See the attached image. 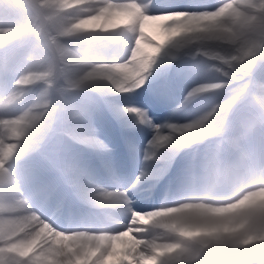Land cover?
Returning <instances> with one entry per match:
<instances>
[{"label": "snow or ice", "instance_id": "1", "mask_svg": "<svg viewBox=\"0 0 264 264\" xmlns=\"http://www.w3.org/2000/svg\"><path fill=\"white\" fill-rule=\"evenodd\" d=\"M5 2L0 0V9H6ZM202 7L182 10L175 0H82L78 15L68 17L63 15L68 10L64 0H22L7 9L26 19L0 27V48L6 49L0 53V85H5L0 87V121H7L0 122V264H218L212 258L215 253L181 251L189 239L198 240L201 248L208 247L199 237L182 236L175 223L189 214L209 211L196 199L191 182L179 199L149 211L138 210L133 190L148 179V173L141 171L130 188H100L88 194L93 204L106 210L99 223L61 228L54 217L37 207H47L54 200L55 188L37 183L36 171L24 166L55 131L59 119L78 121L84 116L85 109L68 93L86 88L102 95L135 92L148 83L168 49L193 48L199 67L223 73L217 82L195 87L186 100L224 96L230 89L242 93L251 77L223 72L231 57L219 50L224 41L216 38L215 26L188 19L214 13L218 4ZM181 21L190 26L188 31L180 30ZM150 25L163 35L162 40L146 31ZM72 39L87 43L73 46ZM11 43L17 46L7 49ZM36 84H43L60 103L45 104L43 112L20 119L16 113ZM125 111L142 124L151 123L144 109L127 106ZM153 127L146 161L156 159L166 146L216 134L214 128L192 121ZM240 212L244 217L264 214V197L251 200ZM173 245L180 248L173 249ZM219 251L229 264H264V241L259 239Z\"/></svg>", "mask_w": 264, "mask_h": 264}, {"label": "clouds", "instance_id": "2", "mask_svg": "<svg viewBox=\"0 0 264 264\" xmlns=\"http://www.w3.org/2000/svg\"><path fill=\"white\" fill-rule=\"evenodd\" d=\"M20 3L22 0H6L4 7L12 9ZM64 3L68 10L63 15H78L77 5L82 0H64ZM188 19L215 26L216 38L224 41L219 50L231 57L224 73L251 77L242 93L230 89L192 121L193 125H207L216 130L213 138L218 147L206 153L190 178L196 199L209 211L203 215L189 214L175 222L182 236L199 237L208 243V247L201 248L198 240L189 239L181 251L193 249L200 255L215 253L212 258L218 264H229L219 249L257 239L264 241V214L244 217L240 212L251 200L264 197V0H218L216 12L195 14ZM180 24L181 31L190 29L185 26L186 21ZM57 103H60L57 97L44 90L31 103L23 102L16 115L29 119L32 113L43 112L45 104ZM172 247L180 248L179 245Z\"/></svg>", "mask_w": 264, "mask_h": 264}, {"label": "bare ground", "instance_id": "3", "mask_svg": "<svg viewBox=\"0 0 264 264\" xmlns=\"http://www.w3.org/2000/svg\"><path fill=\"white\" fill-rule=\"evenodd\" d=\"M3 11L2 15H9L10 10L7 9H1ZM20 19L25 21V17L21 15L20 13H16L15 18L13 19H7L6 17L3 19H0V24H5V20L9 23H16V21H19ZM155 29L153 26H149L147 29ZM75 39H72L69 41L71 44V41H74ZM17 45L15 43H11L6 46V48L11 49L15 48ZM5 50V48H0V53H2ZM36 87L33 86L27 93L29 94L33 89ZM45 89V86L42 85L41 92H43ZM93 91L97 96H99V91L96 89H90ZM143 94V93H141ZM24 99V103H26V100L29 97H26ZM126 95V94H125ZM196 100L193 98L192 100H186L182 102L181 107L179 110L186 111L187 109L182 110V106H188V108H191L193 106V103H195ZM138 105V104H137ZM136 105V106H137ZM118 107V106H117ZM125 107L127 106H120V112L119 114L115 115L114 108L109 107L105 108V111L108 112L109 115L111 113L114 115V118L112 119L110 116H106L103 112V110H98L95 116H92L93 109H90L87 112L88 118L85 119V121H82L79 123V121H75L74 123H71L70 128L63 127L62 134H61V143L62 140H65L68 138V135H74L76 134V139L82 140V141H89L91 142L96 148L99 147V149L96 152H93L90 150L89 152L92 153V155H104V156H114L116 154H119L120 152V146L117 147L116 151L112 149H108L106 147L108 143L117 144L116 137L113 138V136L117 133L122 131L123 138L127 144L134 143L135 141H140L141 137L136 134H140V132L144 133L149 130L147 125L150 124H142L139 119H133L134 114H129L125 111ZM140 108V107H139ZM161 109H164V104H160ZM211 108V107H209ZM208 108V109H209ZM208 109H205L203 113H199L198 115H203ZM149 110H146L148 113ZM172 119L168 121L164 126L168 124H185L190 121H193L198 116L193 117L192 119L185 120L182 123H175L173 119H175L177 116L174 113ZM93 119V120H91ZM61 124L63 121L60 122ZM151 123H154V121H151ZM57 124V123H56ZM155 125V124H154ZM99 127V128H98ZM57 127L55 125V131ZM165 131H167V128H164ZM136 133V134H134ZM52 133L48 134L45 138L42 146L41 151L43 150V147L47 144V142H50L52 140ZM74 137V138H75ZM101 137L104 138L106 143L102 141ZM120 142V141H119ZM118 142V143H119ZM212 144V147L216 149L218 147V142L213 137H206L202 140H196L191 143H175L169 146H166L158 151L157 158L151 161L145 160V154L139 149L131 148V158L130 160H126L125 158H119L117 160L112 159L110 162L112 164H126L128 170L125 173H133V168L137 167V163H142L141 167H143V171H146L148 173V179L145 181L147 182L144 186L138 185V190H133V196H139L146 188L149 187V182L152 181L153 183V190L148 191L152 195L151 197L147 196L143 199H134V205L138 207V210H144L143 208L147 207H154V205H159L161 207L163 204L168 202V198L165 197L163 201H160L158 196L162 193V187L163 183L159 181L160 179L169 178L171 175L174 174L176 171V168L178 167H190L195 168V165L197 167H200L202 161L204 160L205 156L202 157V153L205 152V150L208 148L207 146L209 144ZM63 145V143H62ZM76 150L74 146H71L70 153ZM79 160H84V157H77ZM47 160L49 162H52L54 160V157L50 155ZM117 162V163H116ZM131 166L129 167V165ZM46 167H48L47 164H45ZM35 165L33 166V168ZM76 167V166H72ZM99 172L101 171V165L98 166ZM172 168H175V170ZM96 169L95 166L90 167L86 171H84L81 176L82 184L81 188H79L76 183H73L72 181H69L70 183H73V187L71 189H67L65 193L59 192L56 187L55 191V197L54 200L47 206V207H41L39 204L37 205L38 208H40L41 211L45 213V215L54 217L57 225L61 228H68L75 224H96V222H99L103 218V212H105V209L98 208L95 204L91 202V199L89 197V193H91L93 190L100 189V188H107L111 185H116L113 182H108L106 179L102 178L101 174H98L94 171ZM141 172V171H140ZM113 175L116 177H120L122 174L121 171H111ZM68 177L67 179H69ZM135 182V181H134ZM190 183V177L187 175L179 174L174 178L173 181L166 182V187L168 185H173L174 188L177 189L182 195L186 191V186ZM131 184L129 180L123 178L120 179L118 182V186H126L131 187ZM64 186V183L62 184ZM31 189H29L30 191ZM132 196V197H133ZM149 197V198H148ZM158 207V208H159ZM88 211V212H87Z\"/></svg>", "mask_w": 264, "mask_h": 264}, {"label": "rangeland", "instance_id": "4", "mask_svg": "<svg viewBox=\"0 0 264 264\" xmlns=\"http://www.w3.org/2000/svg\"><path fill=\"white\" fill-rule=\"evenodd\" d=\"M178 2V5L181 6L182 10L187 8L186 6H184V3L189 4L190 1L189 0H176ZM203 0H195L194 2L197 4L199 2H202ZM214 3H218V0H212V4ZM21 15H23L21 13ZM149 31L151 34L155 35L157 37V39H163V35L159 33V31L156 29H150ZM77 42H79L82 45L86 44L87 42H81V40L76 39ZM101 45L104 43L103 41L99 42ZM74 46V45H73ZM172 52L176 53V55H172ZM195 49L193 48H183L180 50H176V49H168L166 50L164 53H162L161 57L158 59L156 66L158 64H160L161 66L165 65L168 68V72L165 71H160L158 69H153L152 70V75L151 76H158V75H162V77L164 78L165 82L166 80H169L170 82H177L178 84L182 85L181 88L178 87V85H174L173 86V90L171 89V86L167 89L166 94L167 95H172V100H171V104L168 110H160L158 115H155L156 119L154 120V123H150V125H147V127L149 128L148 131L142 133L140 132L139 137H141L140 141H135L132 145L133 148H138L139 150H141L142 152H144L146 149L148 150L150 147V141H152L154 135H155V129L153 127L154 124L158 125L161 121L162 118H166L165 121H167L169 119V110L170 108H173L174 105L176 103H178L177 99V94L175 93V91L178 90V96H181L182 98H184L187 93L189 92V90L192 88L193 84L192 83L190 86H186L184 81H186V76H184V74L182 73L183 71L187 70L190 71L191 69H197V70H204L201 67L198 66L199 61L197 60V58L194 56V58H191V60L186 59V63H183L181 60V58H179V56L181 54L183 55H188L190 53L194 54ZM172 59V60H171ZM212 69V68H209ZM214 71H216L215 69H212ZM257 75H259V73H257ZM206 77L210 78L209 81H218L220 80L222 77L220 76V74L216 71V73L210 77L209 75H204L202 77H200V80L197 83H202V82H206L208 81V79H206ZM150 78V77H149ZM152 85H149V81L148 83H146L144 85L143 88L138 89L135 92L129 93L124 95V97H119L118 93H115L114 91L111 92L108 95H105V105L107 106H113L114 108H118L117 106L122 105V106H126V105H134L136 106L135 103H138V100L141 101L142 103L148 102L150 99V96H145L144 94L141 93H145V92H149V89L151 88ZM82 91H79V93L76 92V94L73 95V100L75 103H77L78 105L82 106L85 110H89L90 108L96 110V107H100L102 101L101 99L97 98L96 96H94L91 92H83L80 93ZM153 97H157V95L155 93H152ZM220 95H215V96H211V98L208 99H201L202 96H197L198 99L202 100L199 101V105L193 107L192 110H190L189 112H185L182 114H177L178 118L173 120L174 122H183L184 120L188 119L191 115V117H193L196 114V110H199L201 108H204L206 105L209 104V101H214L217 100L219 98ZM179 98V97H178ZM180 100V99H179ZM135 102V103H134ZM144 110H147L145 107L141 108ZM153 112H157V109H153L151 110ZM135 118H137L136 116H134ZM174 117V116H173ZM172 119V118H171ZM66 120V119H64ZM170 120V119H169ZM84 147V146H82ZM81 149V148H78ZM213 149V148H210ZM87 150V152H86ZM84 150V148H82L81 152H82V156H87L88 153V157L86 159L89 160V150L86 149ZM126 152V151H125ZM33 155H38L40 159H42V156L40 154V152H36ZM32 155V156H33ZM30 164V163H29ZM195 167H197L195 165ZM141 167H138V169H140ZM188 169H191L190 167H188ZM180 170V168H179ZM37 175L39 174L38 170L36 171ZM189 174V173H188Z\"/></svg>", "mask_w": 264, "mask_h": 264}]
</instances>
